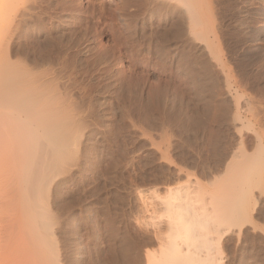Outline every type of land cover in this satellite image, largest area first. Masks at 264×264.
Returning a JSON list of instances; mask_svg holds the SVG:
<instances>
[{
    "label": "rangeland",
    "instance_id": "1",
    "mask_svg": "<svg viewBox=\"0 0 264 264\" xmlns=\"http://www.w3.org/2000/svg\"><path fill=\"white\" fill-rule=\"evenodd\" d=\"M197 1V6L203 7L198 6V9H203L199 18L203 17L200 20L205 30L201 25L200 28L206 32V37L204 40L205 35L196 37L197 42H192L183 34L191 40L189 42L185 36L175 41L170 33L174 29L169 30V22H164L163 11L154 10L161 0L155 1L156 4L154 0H148L149 3L146 0H0L2 16L8 10V18L11 17V20L6 18L8 29L7 22L3 21L4 26L0 24L4 27L2 37L13 35L14 45L25 48L24 57L27 54L34 58V52L39 55L44 48H51V55L48 50L43 53L52 64L47 65L53 66L57 74L48 77H55L50 80L52 88L64 93L61 94L67 106L65 113L72 117L69 119L70 124L73 123L71 130L74 128L71 137L74 146L70 143L71 158L65 170L68 171L63 175V199L53 205L56 216L59 213L55 239L60 251L68 257L64 259L65 264H151L148 259L158 254L169 234L165 218L161 220L158 216L169 189L183 188L193 196L200 193L204 198L199 203L206 202L209 208L212 207L208 203L211 195L218 192L216 195L223 196L227 176L225 155L231 142L234 143L233 139L228 144V138L225 142L226 133L222 131L227 130V119H224L227 110L224 104L227 105L229 96L226 95L227 74L233 76L232 79L228 76L231 81L238 79L243 94L247 90L245 99L260 97V87H264L261 82L264 75L260 76L264 74V0ZM164 27L169 37L172 34L173 38L168 37L170 40L162 38ZM207 37L214 39L212 44H216L213 46L217 50L213 54L220 60L211 53L210 56L205 48L206 42H211ZM189 45L195 52L190 48L188 51ZM188 52H194L189 59L187 57L190 61L186 59ZM50 56L54 61L58 59L51 61ZM25 62L30 64L28 59ZM253 99L250 98L255 102ZM181 110L197 112L206 125L208 123V127L203 124L199 129L205 126L210 129L214 124L213 130L204 129V136L203 129L198 131V139L190 138L187 133L186 137L177 124ZM214 129L221 130L217 134L224 138L219 140V136H213L210 132ZM235 143L232 147L237 148L238 141ZM215 183H219L218 186ZM237 225L240 229L243 226L237 223L221 239L222 264H264V225L256 235L252 234L256 230L250 227L251 236L241 230L243 234L239 236Z\"/></svg>",
    "mask_w": 264,
    "mask_h": 264
},
{
    "label": "bare ground",
    "instance_id": "2",
    "mask_svg": "<svg viewBox=\"0 0 264 264\" xmlns=\"http://www.w3.org/2000/svg\"><path fill=\"white\" fill-rule=\"evenodd\" d=\"M146 1L148 2V0ZM155 1L157 2L158 0H154V3L156 4ZM39 3L42 2L39 1ZM198 3L199 2H196V0H161V2L157 6L154 4V10L157 8L159 9V11H163V13L161 12V14H163L166 19V21L164 22H169V30L174 29L173 32L171 30L170 33H173L175 41L176 38L180 37V40L186 35L193 42L196 37H200L206 34L205 31H202L203 27L205 30V26L200 20L203 19V17L199 18V15H201V13L199 14V12L203 9H198V6L201 7L200 5L197 6ZM18 6L17 8H19ZM30 10L33 11L32 9ZM5 11L6 8L4 12ZM15 12L18 13L17 9ZM32 13L34 14V12ZM8 16H10L8 15V10L6 11V15L4 14L3 16L2 11H0V24H2L3 21L8 23L9 21H6V18H8ZM21 16L22 15H20V18H22ZM2 17L5 18V20H2ZM160 17H162V15ZM9 19L11 20V17H9L8 20ZM24 20L27 21L26 19ZM8 25L9 23L7 24V26ZM15 25L17 26V23L14 24V26ZM171 25L173 28H171ZM200 25L201 27H203L200 28ZM10 26H12V23ZM160 26L163 27L162 25ZM197 27L200 30L197 29ZM3 28H1L0 25V264H65L64 259L67 255L60 251L61 249L59 242L55 239V234H57L55 233V230L57 228H55V225L57 223V216L59 213L56 216L53 207L56 205H54V203H57L58 201L61 203V199H63L62 191L65 185V179L63 175H66L68 171V169L67 171L65 170L67 168V165L69 164V154H71L69 148H71V146L73 145V139L71 140V137L74 136V128L73 130H71V126L73 123L71 122L70 124V119L72 117H67L68 113H65L67 106L65 105V100H62L64 99V93L62 91L56 92L59 90V88L58 90L56 88H52L53 86L50 80H54L55 77L50 79L48 77L56 73V70L53 66H51L52 68L49 66L51 64H49V57L46 53H43L45 52V50H48L46 49L47 47L41 44V46L46 47L43 49V52L41 51L42 54L40 53L38 55L39 52L37 51L38 53L34 52V58H30L29 56H27V54L25 55L26 57H24L23 53L25 51V48H22V46H15L13 41L14 39L12 37L13 35L11 34L2 37ZM8 28L9 26L7 27V29ZM164 28L162 29L163 31L165 30V33L161 34H163V40H167L172 37V34L169 37L168 34L170 33L168 29ZM14 29H16V27H14ZM183 34L185 35L182 36ZM205 37L206 35L204 37L202 36V40H204ZM208 39L210 38L207 37V40ZM191 40H189V42H191ZM207 40L205 39V42ZM213 40L210 39L211 42H209L208 40L206 42L207 44H205V48H207V50L209 51V55L211 53L213 56L218 58V55H214L216 53L215 50L217 49L214 48L215 46H213L216 44H212ZM173 41L174 39L170 42ZM38 47L40 46L38 45ZM158 47L161 49L160 45ZM189 48L192 49V46L189 45V47H187L188 51ZM28 49H30V47ZM49 51H51V48L48 50V52ZM182 51L185 52V47ZM160 52H162V50ZM167 52L168 51H166L165 53ZM194 52L191 53L194 54ZM50 53L52 54V51L49 52L48 55H51ZM191 53L189 54V56H186L187 54L185 55L186 59L187 57L189 59V57L192 56ZM35 54H37V57ZM176 54H178V52ZM28 55L30 54L28 53ZM181 55L184 57L183 52L181 53ZM181 55L179 57H181ZM25 58L29 60L30 64H28V62H25ZM50 59L53 58L50 56ZM56 59L58 58L56 57ZM56 59L55 61L54 59L51 61L56 62ZM217 60L220 59L218 58ZM192 68L190 70H192ZM192 71H190L189 74H191ZM228 74L227 78L229 79L231 75L230 73ZM263 75L264 74L262 73V75L260 76ZM232 77L233 76H231L230 79H232ZM227 80L226 95L229 96L227 105H225L226 103L224 104V110L225 108L227 109L226 115H224V117L226 116V118L224 119H227V130L224 129V131L222 129V131L226 133L224 134L226 136L224 140L225 142L228 138V144H230V142L234 139V143L236 142L235 144H237L238 141V145L237 148L232 147L234 145V143L232 145V141L230 144L231 148L229 149V145L226 143L229 149V151L227 150V155H225L226 164H224L226 165L225 170L227 176L225 177L226 182L223 185L224 188L226 186V189L224 192H222V197L220 195H216L219 194L218 192H215L216 194H213V196L209 194V196L211 195V200L208 203L210 205L212 204V207L210 208L206 206V202L203 203L202 201L201 204L199 203L202 198H204L202 195H200L199 192L197 196H193L191 195V193H187L186 189L184 190L183 188L174 187L169 189L168 195H165V197L163 196L164 198L162 201V207H158L161 210H159L160 212H158V216L161 220L165 218L164 221L167 223L169 234L168 237H166L167 242L163 245V248L158 252V254L148 259V262L151 264H222L224 262L222 261V253L224 254V251L221 250V239L223 236H226V234L230 232L229 230L231 227H234L237 223H239V226L243 225L241 226V229L238 227V225L236 228H239V232L240 230L244 232V235L249 234L248 230L250 229V227L254 229L253 231L256 230V233H252L253 235H256L260 232L258 229L262 230L264 228V224H261V222L263 223L264 220L260 221L261 217L264 218V213L262 214V212L264 211V87L262 85L259 90L260 93L258 92L260 94V97L258 98L259 100L257 98L253 99V97L250 96L249 99L247 98L248 96L245 99L244 95L247 93V90L245 94H243L240 86L238 85V79L237 82ZM261 82H264V77L261 78ZM241 86L243 87V85ZM56 87H58V84ZM66 92L67 91H65V93ZM61 93H63V95ZM250 98H252L253 101L255 100V102L258 101V104L256 103L255 105V102H252ZM226 100L227 99H225V101ZM253 104L256 107H253ZM183 111L182 113H180V115L178 114L179 116L177 124H179L180 128H182V131L185 132V135L187 133L190 138L195 137L194 139H198V136H200L198 131L203 129H199V127H202L203 124L206 125L204 121L205 119L202 118L200 114H196L197 112L186 113ZM222 116L221 118H223ZM215 118L213 119L215 120ZM67 119H69V121ZM220 120L223 122V119ZM221 121L218 124H221ZM206 122H208V120H206ZM212 126H214V124L211 125V128ZM221 127L219 128L221 129ZM204 129L201 132L203 136V132L208 128L205 130ZM212 130L213 129H211L210 131ZM214 132L210 133L213 134V136L214 134H216L217 137L219 136V139L221 135H218L215 129ZM187 135L186 137H188ZM207 135H209V132ZM235 135L237 136L236 141L234 138ZM208 137H211V135H209ZM217 137H215V139H217ZM215 142L216 141H214V145ZM217 144L221 143L218 142ZM221 153L223 154V152ZM217 154L219 155V152ZM214 160L217 159L215 158ZM222 162L224 161L222 160ZM214 165L216 164L214 163ZM218 165L219 164L217 163V166ZM221 166H223V164ZM219 167H217V169H219ZM218 171L220 172V169ZM213 173L215 172L213 171ZM225 179H223V181ZM219 183H215L216 186H218ZM213 186L214 185L212 184V190L214 188ZM223 190L224 189H222V191ZM222 193L220 191V194ZM143 204L145 205L146 203L143 202ZM147 206L145 205V207ZM63 222L60 224L62 227L64 226ZM58 224L59 223H57V225ZM246 225H248L249 227ZM262 231H264V229ZM242 232H240V234ZM63 234H65V231ZM240 234L238 235L242 236L243 233L241 235ZM257 239L258 238H256V240ZM245 253L247 254V252ZM77 255L78 253H76L75 257H77ZM248 263L246 262V264ZM260 263H262V261H260Z\"/></svg>",
    "mask_w": 264,
    "mask_h": 264
}]
</instances>
